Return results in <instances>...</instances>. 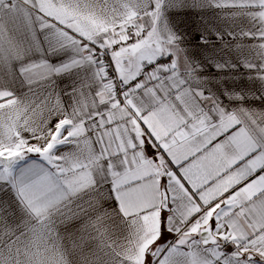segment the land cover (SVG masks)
<instances>
[{"label": "snow or ice", "instance_id": "snow-or-ice-1", "mask_svg": "<svg viewBox=\"0 0 264 264\" xmlns=\"http://www.w3.org/2000/svg\"><path fill=\"white\" fill-rule=\"evenodd\" d=\"M0 264H264V0H0Z\"/></svg>", "mask_w": 264, "mask_h": 264}, {"label": "crops", "instance_id": "crops-1", "mask_svg": "<svg viewBox=\"0 0 264 264\" xmlns=\"http://www.w3.org/2000/svg\"><path fill=\"white\" fill-rule=\"evenodd\" d=\"M59 87L61 88H68L71 86V79L65 77L63 80L58 81ZM21 91H27V88L21 89Z\"/></svg>", "mask_w": 264, "mask_h": 264}]
</instances>
